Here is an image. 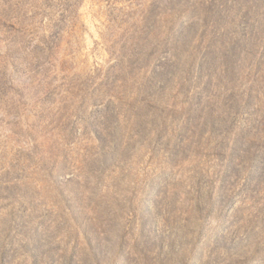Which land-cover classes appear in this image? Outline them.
<instances>
[{
  "label": "rangeland",
  "instance_id": "1",
  "mask_svg": "<svg viewBox=\"0 0 264 264\" xmlns=\"http://www.w3.org/2000/svg\"><path fill=\"white\" fill-rule=\"evenodd\" d=\"M0 264H264V0H0Z\"/></svg>",
  "mask_w": 264,
  "mask_h": 264
}]
</instances>
